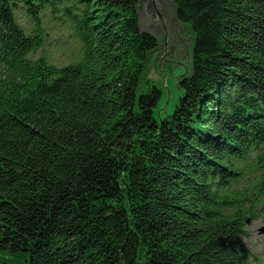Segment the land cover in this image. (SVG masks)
<instances>
[{"label": "trees", "instance_id": "16d2710c", "mask_svg": "<svg viewBox=\"0 0 264 264\" xmlns=\"http://www.w3.org/2000/svg\"><path fill=\"white\" fill-rule=\"evenodd\" d=\"M171 1L194 43L164 115L138 0H0V264H262L264 0Z\"/></svg>", "mask_w": 264, "mask_h": 264}, {"label": "water", "instance_id": "95a60500", "mask_svg": "<svg viewBox=\"0 0 264 264\" xmlns=\"http://www.w3.org/2000/svg\"><path fill=\"white\" fill-rule=\"evenodd\" d=\"M139 29L159 42L148 60L145 79L163 89L164 104L159 113L169 114L179 92L182 78L192 75V47L194 35L179 20L176 5L171 0H138ZM264 221V220H263ZM264 235V225L258 230Z\"/></svg>", "mask_w": 264, "mask_h": 264}, {"label": "rangeland", "instance_id": "374dc122", "mask_svg": "<svg viewBox=\"0 0 264 264\" xmlns=\"http://www.w3.org/2000/svg\"><path fill=\"white\" fill-rule=\"evenodd\" d=\"M19 22L24 26L28 27V20L25 16L19 15ZM185 28H189L185 26ZM49 31L48 38L44 43V48L42 54L48 56L50 59L55 60L57 63H62L65 61H69L72 58L71 53V37L68 32L64 30V28L59 29L58 36H54L56 33V28L52 29L51 26L47 29ZM54 36V37H53ZM156 53H153V56ZM148 80L149 79H145ZM150 82V81H149ZM178 93L174 99L176 101ZM264 215H260V218L254 221L251 225H249V236L247 239H244V245L248 248L253 257L258 258L262 264H264V235H260L258 230L261 226L264 225ZM252 264H257L252 261Z\"/></svg>", "mask_w": 264, "mask_h": 264}]
</instances>
